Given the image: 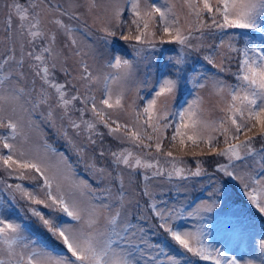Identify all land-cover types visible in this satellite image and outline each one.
<instances>
[{
  "label": "snow or ice",
  "instance_id": "snow-or-ice-1",
  "mask_svg": "<svg viewBox=\"0 0 264 264\" xmlns=\"http://www.w3.org/2000/svg\"><path fill=\"white\" fill-rule=\"evenodd\" d=\"M81 6L79 0H3L0 169L19 182L0 177V193H6L0 195V264H188L189 254L212 264H242L208 242L203 221L211 214L222 229L232 226L230 217L238 214L227 211L229 182L264 215V202L249 191L264 189V0H182L184 11L177 10V0H108L103 8L87 0L101 39L132 47L133 59L116 54L103 66L115 72L90 65L75 29L65 23L80 19ZM217 31L227 41L208 44ZM158 34L160 44H178L180 51L166 58L146 98L141 90L148 82L137 77L135 58L144 46L156 48ZM203 52L201 59L216 72L189 63L193 53ZM233 53L235 71L228 66ZM182 89L190 99H182ZM200 90L216 98V118H206ZM37 113L100 187L78 178L68 157L46 140L34 141ZM173 149L218 158L203 187L206 198L186 203L185 183L174 192L154 190L156 177L186 182L209 175L203 160L195 159L193 170ZM160 157L170 158L171 171ZM140 169L144 183L136 192L131 178L126 186L124 172ZM193 218L199 223H185ZM259 248L264 264V240Z\"/></svg>",
  "mask_w": 264,
  "mask_h": 264
},
{
  "label": "rangeland",
  "instance_id": "rangeland-1",
  "mask_svg": "<svg viewBox=\"0 0 264 264\" xmlns=\"http://www.w3.org/2000/svg\"><path fill=\"white\" fill-rule=\"evenodd\" d=\"M20 3L24 4L26 3V0H19ZM62 3L65 2V0H61ZM159 2H162V0H159ZM79 3L82 5L78 11L82 14L80 19L73 20L69 22L65 18V23H71L73 28L75 29V35L78 40V46L82 48L86 53H89L88 56L85 57L87 62L90 65H93L94 68H103L104 71H111L115 72L116 69H107L103 66L106 64V62L114 55L119 54L123 56L124 58L133 59L134 53L132 50V47L130 44L125 43L123 41L116 40L114 42L106 43L102 37V33H100L97 29L98 26H93L91 18L86 13L87 8V0H79ZM96 3L100 5L101 8H103L107 3L108 0H96ZM182 4V0H177V10L178 11H184L180 7ZM3 9V0H0V11ZM123 19L126 22H130L131 16L130 13H125V16ZM124 31H127V27L124 28ZM228 34H231L232 32L239 30H225ZM227 35L224 34V32L217 31L213 37L209 38L207 40L208 44H218L220 39H224L227 41ZM160 36L159 34L156 36V48H148L145 47V52L142 54L141 57L135 58L137 61V77L141 80H145L148 83L144 88L141 90V95L145 96L146 98H149V88L152 86V84L155 82V80L159 79L160 76V69L165 63V60L169 56H176L180 51V46L178 44L172 43V44H160L159 43ZM167 39V37H165ZM134 44L135 42H131ZM237 47H242L241 44H237ZM208 50H206L207 52ZM206 52L201 53L200 55H197L193 53L190 56L189 63L194 66L197 69H201L203 71L208 72L209 74L216 72L215 69H212L211 66L207 65L205 61L201 59V56L203 54H206ZM235 53L232 54L233 60L231 61V64L228 65L231 67L232 71L236 70L237 67V60H236ZM222 78L226 79L229 83L235 82L234 77L225 74L220 73L219 74ZM61 82H63L61 80ZM187 89H191V85H187ZM182 89L180 95H182L184 92L185 96L184 99H190L189 91ZM210 90H200V94L204 96L205 98V104L204 108L207 110L205 115L206 118L214 119L216 116L219 115L218 112L211 110L212 106L215 104L216 98L214 96L209 95ZM99 96V93H97ZM141 103L142 106V102ZM173 110H175L173 108ZM37 121V123L40 124V130L38 132H33V138L34 141H47L48 144L52 145L55 149H57L58 152L64 153L65 156L68 157L69 163L73 165V168L75 170V173L78 178H82L84 180H88L89 183L92 184L94 188L100 187V185L97 184L96 180L91 177V175L86 171L85 165L83 162L80 161V159L77 157V155L74 153L72 148L65 142L63 138H61L52 127H50L47 123L42 122L41 117L37 113L34 117ZM59 123V121H57ZM4 130H0V132H3ZM173 134V128H169L166 132L167 137H171ZM169 143V140H165V145L167 146ZM178 144V141H177ZM223 147V144L220 145ZM114 147V145H113ZM203 147V145H201ZM6 151V150H5ZM138 151V150H137ZM189 149H185L184 152H188ZM196 152H199L200 149H195ZM174 155L178 158H183V160L186 162V165L188 167L195 168V164L193 161L195 159H201L203 160V168L207 169V159L209 157H192L191 155H185L184 152L179 151V149H173ZM161 164L165 168L166 171H171V164L167 163L166 160H169L170 158L160 157ZM216 161L218 158H215ZM57 162V157L53 156L51 157V163L55 164ZM178 166L184 167L185 164H179ZM148 175L151 176V169L147 170ZM144 172L143 169H140L136 173H130L127 170L124 172V179L126 186L128 185L129 178H131V185L130 187L134 189L136 192L139 191V188L143 185L144 181L142 180V173ZM213 171H210L206 176L190 179L186 182H181L178 177H173L172 181H168L166 175L161 177H156L152 179L150 182L154 187V190L159 192L163 190L164 192H168L169 189L172 190V192L175 191V186H178L179 183H185V186L188 190V195L186 197V203H188L190 197L194 193H199L198 196L192 200L189 204L194 203L195 201L199 199H203L207 197V193L203 191L204 186H208L211 183V174ZM0 177L5 179L8 183H16L19 181L10 180L7 178L6 174L3 173V170L0 169ZM24 183L28 186H31L28 181H24ZM240 188L234 183L229 182L228 185V193L230 196V200L228 202L227 211L229 213H237L238 215L230 217L232 220V226L228 229H222L217 219L213 217V215H209L208 219L203 221V223L208 224V228L206 229L208 235L207 240L210 244L214 245L217 248H220L221 250L225 251L227 255H236L241 259L242 264H244L245 261L252 260L255 262V264H261V250L259 248V243L261 240H264V230L260 229L261 221H263L262 218H259L257 220L248 219L245 217V213L248 211L250 212H256V208H251L250 210L247 209V207L244 204L238 203L233 204L231 203V200L234 198H238V192L237 190ZM254 195L258 202H264V189H261L259 186H254ZM0 195H5L6 193H0ZM246 195V194H245ZM247 197V195H246ZM139 198V197H138ZM163 199H168V196L162 197ZM140 203L143 206L144 204V198H139ZM179 199L185 200V197H180ZM248 199V197H247ZM245 214V215H244ZM189 226H193L197 223H199L196 219H189L185 221ZM59 251V249H57ZM194 260H197V258L192 257L190 254L187 257L188 264H194ZM200 264H208L211 263V261H199Z\"/></svg>",
  "mask_w": 264,
  "mask_h": 264
},
{
  "label": "trees",
  "instance_id": "trees-1",
  "mask_svg": "<svg viewBox=\"0 0 264 264\" xmlns=\"http://www.w3.org/2000/svg\"><path fill=\"white\" fill-rule=\"evenodd\" d=\"M233 83H235V82H233ZM183 96H184V93L181 95L182 99H183ZM216 162L217 161H216L215 158L209 157L207 159V169H206L207 173H209L210 171H213L214 170L215 165H216ZM221 162H223V161H221ZM252 189L253 188H250L249 191L252 190ZM237 192H238V198H234L233 200H231V203H233V204H238V203L244 204L247 207V209H249V210L251 208H254L255 207V206H253L251 204V201H249L247 199V197H246V195H245V193H244L243 190L238 189ZM245 214H244L245 217L248 218V219L257 220L259 218H262L263 221H261L260 229L261 230H264V215L259 214L258 211H256V212H250V211H248ZM208 264H212V263H208Z\"/></svg>",
  "mask_w": 264,
  "mask_h": 264
}]
</instances>
